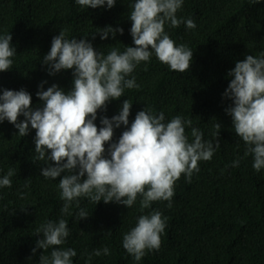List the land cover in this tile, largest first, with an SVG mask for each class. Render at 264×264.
I'll use <instances>...</instances> for the list:
<instances>
[{
    "label": "trees",
    "instance_id": "1",
    "mask_svg": "<svg viewBox=\"0 0 264 264\" xmlns=\"http://www.w3.org/2000/svg\"><path fill=\"white\" fill-rule=\"evenodd\" d=\"M134 2L116 0L111 9L106 4L93 9L81 7L76 0H0V35L11 34L16 49L12 67L0 72V94L4 89H24L32 96L35 109L43 105L36 95L42 82H47L44 90L52 84L65 92L71 89L73 70L49 75L42 63L60 31L69 40L87 38L104 55L113 48L123 53L127 46H135L129 19ZM176 15L196 23L195 29L184 23L177 28L165 24L176 46L184 44L193 51L189 70H170L153 53L127 77H135L139 87L125 89L119 100L109 101L106 110H98L94 123L102 127L101 117L111 119L118 114L125 99L132 104L128 127L144 108L154 115L163 112L165 122L177 115L191 119V127L200 129L206 141L213 140L219 123L220 147L212 159L199 162L200 170L193 172L191 182L181 175L170 208L168 201H154L141 210L139 196L131 208L80 197L78 207L73 201L69 215L61 212L64 201L58 187L65 173L55 180L46 179L40 173L46 162H33L38 155L35 129L30 127L22 137L13 124L0 122V178L9 168L15 172L10 178L12 186L0 187V264H39L44 250L32 253L42 238L36 229L61 218L68 222L70 233L59 247L76 251L72 264H264V169L256 172L253 156H245L246 145L225 111L232 101L223 96L235 63L264 52V0L255 4L251 0H183ZM108 26L122 28L123 34L117 32L113 38L110 33L101 40L99 32ZM23 119L21 115L18 122ZM124 130L123 125L114 128L109 143L118 142ZM185 133L191 142V128L186 127ZM109 143L105 144L106 157ZM237 159L239 166L233 167ZM80 209L89 214L86 219L77 217ZM152 210L167 218L161 246L135 261L122 246L123 235L136 226L140 215ZM104 247L110 254L94 255V250Z\"/></svg>",
    "mask_w": 264,
    "mask_h": 264
},
{
    "label": "clouds",
    "instance_id": "2",
    "mask_svg": "<svg viewBox=\"0 0 264 264\" xmlns=\"http://www.w3.org/2000/svg\"><path fill=\"white\" fill-rule=\"evenodd\" d=\"M258 2L251 0L253 4ZM76 3L93 9L106 4L111 9L116 0H76ZM182 4L183 0H135L129 16L135 46H127L123 53L118 48L107 55L98 53L87 38L69 40L60 31L52 38L50 51L42 63L47 65L49 75L73 70L72 87L65 92L52 84L44 90L43 84L47 82H42L36 93L42 107L33 109L32 96L24 89H4L0 94V122L7 120L13 124L22 137L29 133L30 127L35 129L34 150L38 155L33 162H46L41 175L55 180L65 173L58 184L64 201L62 213L70 215L69 208L73 201H77L78 207L80 197L96 204L103 200L105 204L115 202L131 208L139 196L141 210L148 209L154 201H168L170 208L175 182L182 174L191 182L193 172L200 170L199 162L211 160L220 147L219 123L215 125L213 140L206 141L200 129L191 127V119L177 115L165 122L163 112L154 115L151 109L144 108L128 127L132 108L128 99L123 100L118 114L111 119L101 117L102 127L94 123L98 110H106L109 101L119 100L125 89L139 87L135 77H127L140 62L149 61L153 53L170 70H189L193 51L184 44L176 46L165 32V24L177 28L184 23L188 29L196 28L193 19L177 17ZM117 32L122 35L123 29L108 26L99 33L101 40H105L110 33L114 38ZM11 41V34L0 35V72L13 65L11 58L16 49ZM228 76L231 79L223 96L232 103L225 111L232 119L235 134L246 145L245 156H253L252 167L260 172L264 169V52L259 57L246 55L235 63ZM21 115L24 119L18 122ZM121 125L125 130L118 142L109 143L114 128ZM186 127L191 128V142ZM106 143H109L107 157ZM239 162L233 161L232 166H239ZM14 174L9 168L0 178V187L10 188ZM88 216L84 209L77 213L80 220ZM166 220L160 211L152 210L140 215L136 226L123 235L122 246L135 261H140L146 251L159 250ZM69 233L68 222L63 218L49 220L36 229V235L42 238L36 241L32 253L44 250L39 264H72L76 251L59 247ZM49 248H52L50 255H45ZM102 252L110 254L104 247L94 250V255L100 256Z\"/></svg>",
    "mask_w": 264,
    "mask_h": 264
}]
</instances>
